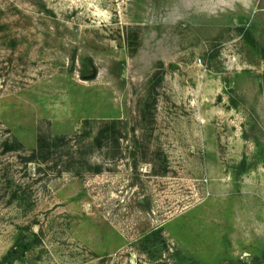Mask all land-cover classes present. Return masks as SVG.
Wrapping results in <instances>:
<instances>
[{"label": "rangeland", "instance_id": "rangeland-1", "mask_svg": "<svg viewBox=\"0 0 264 264\" xmlns=\"http://www.w3.org/2000/svg\"><path fill=\"white\" fill-rule=\"evenodd\" d=\"M212 5L0 0V261L264 264V11Z\"/></svg>", "mask_w": 264, "mask_h": 264}, {"label": "trees", "instance_id": "trees-1", "mask_svg": "<svg viewBox=\"0 0 264 264\" xmlns=\"http://www.w3.org/2000/svg\"><path fill=\"white\" fill-rule=\"evenodd\" d=\"M109 132L107 128L101 129V131L98 133V135L94 138V141L89 145L90 148L94 147H103L104 140L109 139ZM58 146L57 143L51 142L46 136H40L38 140L37 147L33 150L32 155L28 159L29 161H36L39 164L40 163H46L50 161L53 155V149ZM8 149H15L12 146H8ZM95 172H100V167L94 170ZM20 248H24L25 251H27V246L23 243H20ZM12 255H15L14 251H10L6 257H4V260L0 261V264H4V262Z\"/></svg>", "mask_w": 264, "mask_h": 264}, {"label": "crops", "instance_id": "crops-1", "mask_svg": "<svg viewBox=\"0 0 264 264\" xmlns=\"http://www.w3.org/2000/svg\"><path fill=\"white\" fill-rule=\"evenodd\" d=\"M228 1H231V0H212L213 5L212 7H210V11H213V12H224L225 11L226 12L228 10H231L232 7L228 9L226 6ZM260 1L262 0H259V2ZM233 2L236 3V7L235 9L233 7V10H235V12L237 11L239 17L241 18H248L249 16H251L253 12L258 13L262 11V9L264 11V8L258 5L259 4L258 0H233ZM219 16H222V15H219Z\"/></svg>", "mask_w": 264, "mask_h": 264}, {"label": "water", "instance_id": "water-1", "mask_svg": "<svg viewBox=\"0 0 264 264\" xmlns=\"http://www.w3.org/2000/svg\"><path fill=\"white\" fill-rule=\"evenodd\" d=\"M95 75V74H94ZM19 253H24L25 252V250H24V248H19L18 250H17ZM184 264H191L190 262H187V263H184Z\"/></svg>", "mask_w": 264, "mask_h": 264}, {"label": "built area", "instance_id": "built-area-1", "mask_svg": "<svg viewBox=\"0 0 264 264\" xmlns=\"http://www.w3.org/2000/svg\"><path fill=\"white\" fill-rule=\"evenodd\" d=\"M197 63H198L199 65H203V60L200 58V59L197 60Z\"/></svg>", "mask_w": 264, "mask_h": 264}]
</instances>
